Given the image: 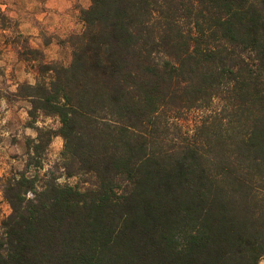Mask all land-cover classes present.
<instances>
[{
	"label": "trees",
	"instance_id": "trees-1",
	"mask_svg": "<svg viewBox=\"0 0 264 264\" xmlns=\"http://www.w3.org/2000/svg\"><path fill=\"white\" fill-rule=\"evenodd\" d=\"M80 19L70 63L20 85L37 135L1 179L0 264H260L264 0H90ZM224 100L206 136L162 133Z\"/></svg>",
	"mask_w": 264,
	"mask_h": 264
},
{
	"label": "rangeland",
	"instance_id": "rangeland-1",
	"mask_svg": "<svg viewBox=\"0 0 264 264\" xmlns=\"http://www.w3.org/2000/svg\"><path fill=\"white\" fill-rule=\"evenodd\" d=\"M62 5L64 11L59 10ZM81 7L82 0H0V231L2 220L11 211L1 179L12 169L24 168L29 153L27 139L37 135L28 113L32 104L19 95L20 85L35 83L41 62L70 63V36L82 28ZM223 104L225 100L205 102L200 107H182L170 112V125L162 133L170 139L169 143L176 144L190 141L196 131L197 136H206L210 121L223 116H215ZM176 105L172 101L168 107ZM169 115H174V119ZM37 125L59 128L60 121L56 116L40 115ZM214 128L226 137V124ZM63 146V138L55 136L48 149V161H55ZM76 180L75 177L60 179L70 183Z\"/></svg>",
	"mask_w": 264,
	"mask_h": 264
},
{
	"label": "crops",
	"instance_id": "crops-1",
	"mask_svg": "<svg viewBox=\"0 0 264 264\" xmlns=\"http://www.w3.org/2000/svg\"><path fill=\"white\" fill-rule=\"evenodd\" d=\"M90 5V0H82V8H87ZM59 10L64 11L65 10V5H62V7L59 8ZM81 22V20H80ZM82 24V22H81ZM260 264H264V259H262Z\"/></svg>",
	"mask_w": 264,
	"mask_h": 264
}]
</instances>
